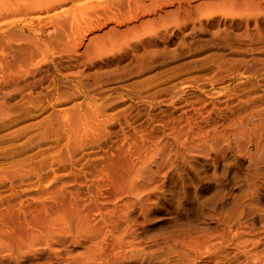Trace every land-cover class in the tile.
I'll return each mask as SVG.
<instances>
[{"label": "rangeland", "instance_id": "rangeland-1", "mask_svg": "<svg viewBox=\"0 0 264 264\" xmlns=\"http://www.w3.org/2000/svg\"><path fill=\"white\" fill-rule=\"evenodd\" d=\"M0 264H264V0H0Z\"/></svg>", "mask_w": 264, "mask_h": 264}]
</instances>
